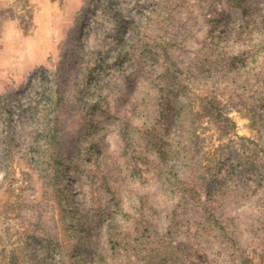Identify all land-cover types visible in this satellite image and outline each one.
<instances>
[{"label": "rangeland", "instance_id": "rangeland-1", "mask_svg": "<svg viewBox=\"0 0 264 264\" xmlns=\"http://www.w3.org/2000/svg\"><path fill=\"white\" fill-rule=\"evenodd\" d=\"M196 3L0 0V264H55L60 253L63 264H97L99 252L110 255L103 225L106 211L119 215L122 231L129 233L135 247L127 255L123 251L113 264H142L139 258L158 248L162 239L175 246L188 241L207 254L205 264H264L262 189L241 172L232 173L230 163L223 168L225 184L216 196L217 214L233 241L225 239L214 222L202 228L203 211L184 207L167 194L156 175V156L149 143L132 131V126L154 122L162 92L181 84L194 110L214 96L235 124L223 135L218 123L203 119L197 127L194 158L208 164L220 144L240 149L239 138H246L257 161L264 164V114L260 120L257 113L253 123L249 110L252 100H264V80L260 87L238 70L224 76L214 54L206 58L213 50L220 52L218 47L230 56L241 52L244 19L236 9H222L224 18L209 23ZM119 31L121 41L116 40ZM146 45L153 47V60L140 58ZM124 47L130 53L119 63L116 57ZM99 54L105 68L99 81L88 85L86 74ZM217 56L222 58L223 53ZM167 57L174 64L164 63ZM139 59L141 64H136ZM261 63L262 67L264 60ZM165 65L178 81L161 78ZM55 80L62 96L55 113L65 164L60 187L30 164L36 130L16 108L17 99L29 107L34 92ZM241 94L249 100L241 101ZM5 110L12 116L6 117ZM5 118L11 120L14 152L6 147ZM175 129L173 124L160 128L167 138ZM9 150L13 154L8 155ZM71 247H82L72 260Z\"/></svg>", "mask_w": 264, "mask_h": 264}, {"label": "trees", "instance_id": "trees-1", "mask_svg": "<svg viewBox=\"0 0 264 264\" xmlns=\"http://www.w3.org/2000/svg\"><path fill=\"white\" fill-rule=\"evenodd\" d=\"M196 5L199 8L200 15L204 16L206 22L209 23L219 22L224 18L225 14L222 9H236L239 11L244 19L240 36L245 35L246 38L245 40H241L243 42L241 52L230 56L227 54L228 52L224 51L225 48L218 47L220 52H217L218 50L204 47L206 50H213L206 58L210 60L209 57H213L214 54V63L216 67H222L224 76L229 72H232L231 74L233 75L238 70L247 81H256L262 87L264 65L262 67L260 65L263 64L261 61L264 60V0H197ZM168 20L171 19L169 18ZM118 28L122 30L124 24L122 23ZM119 35L120 31L116 36V40L121 41ZM129 53L130 51L126 47L120 49L116 61L119 63L124 61L129 56ZM222 53V58L217 56L222 55ZM107 54L106 52L104 56H107ZM104 56L101 54L96 55L94 68H89L86 74L88 85L99 81L101 77L100 72L105 68ZM143 57H148L150 60L154 59L155 54L153 55L152 46L148 47L146 45L141 49L140 58L142 59ZM132 58L130 56V59ZM132 61H135L134 58ZM218 62L220 63L219 65ZM135 63L141 64V60L139 59ZM164 63L174 64L169 57H167ZM200 63L204 64L206 62L201 61ZM165 66L168 67L160 74L161 78L167 83L178 81V77L173 76L170 72V66ZM198 68L202 67L198 66ZM188 69L192 70V68ZM49 83L51 85L48 88L46 87L42 92H34L29 107H24L22 100L17 99L16 108L19 111V115L24 116L26 124L34 127L36 130L31 148L33 156L30 159V164L32 163V167L42 172L46 177L53 178L55 184L60 187L61 174L63 173L62 168L65 164L61 155V128L58 124V115L55 113H58L60 109L62 96L60 94L59 82L56 83L55 80L54 84L53 81ZM178 85L177 90L171 84L170 87L172 88H170L169 92H162L160 100L162 99L163 103L156 112L154 122L152 121L149 126L144 125L142 128L140 126H132V131L135 136L139 135L143 141L149 143L150 149H152L156 156L153 161L156 175L167 194L174 200L182 203L184 207L190 206L193 210L203 211L205 223H203L202 228L206 227L205 224L210 226L214 222L215 229L219 230L221 236L233 241L232 234L226 231L224 218L217 214L216 196L225 184L222 170L230 163L232 173L241 172L246 178L254 181L258 188L264 192V164L257 161L256 150L251 149L245 143L248 141L246 138H239L242 140L240 149L234 145L231 146L229 143L220 144L215 150L214 157H212V160L208 164L204 165L201 161L194 158L193 153L196 150L198 139L197 127L203 119L218 123L224 133L223 135L229 133L228 125L235 127V124L227 116L225 112L226 108L222 106L218 98L214 96L205 98L200 106V110L196 111L190 98L187 96L186 87H183L181 84ZM214 93L211 92V94ZM240 98L244 102L249 100L248 96L244 94H241ZM251 103L252 106L249 107V110L252 117L251 120L254 123L258 118L257 113H259L260 120L264 114V110H262L264 109V100L256 98ZM27 108H30L33 112L28 113ZM53 113L55 114L54 116H52ZM4 114L7 115L6 117L12 116V111L5 110ZM5 121L7 122L5 128L7 135L6 147L11 148V151L14 152L15 147L13 146V139L10 136L11 131H9L11 120L10 118H5ZM170 124L175 125L176 129L172 136L167 138L160 128L161 126H168ZM124 137L127 139L126 136ZM128 139L130 141V138ZM11 151L9 150L6 153L8 155L13 154ZM134 169L138 170V167L135 165ZM202 194L205 197L204 201L202 200ZM103 218L105 234H107L109 243L107 248L110 255L104 256L99 252L97 264H113V259L121 257L123 251L127 255L135 247L133 244L131 245L132 241L129 239V233L122 231L123 225L119 222V215L116 212L106 211ZM144 233L148 234L149 237L147 227L144 228ZM138 240L136 238V242ZM90 243H93V240H90ZM157 243L158 248L146 251L145 255L139 258L142 264H205L208 260L205 252L201 253L199 250H195L193 245L190 246L188 241L181 243L179 246L167 243L163 239L157 241ZM81 249L82 247H71L70 259H74L82 251ZM109 257H112L110 262L108 260L110 259ZM58 263H64L61 253L59 254V262L56 261L55 264ZM243 264H248V262L245 261Z\"/></svg>", "mask_w": 264, "mask_h": 264}]
</instances>
